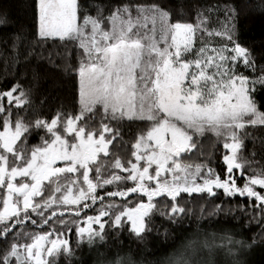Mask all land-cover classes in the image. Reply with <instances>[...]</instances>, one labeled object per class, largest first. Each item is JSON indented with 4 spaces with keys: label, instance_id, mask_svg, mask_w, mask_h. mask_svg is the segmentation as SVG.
<instances>
[{
    "label": "snow or ice",
    "instance_id": "1",
    "mask_svg": "<svg viewBox=\"0 0 264 264\" xmlns=\"http://www.w3.org/2000/svg\"><path fill=\"white\" fill-rule=\"evenodd\" d=\"M38 21L41 38L75 40L83 50L85 59L79 68L81 110L79 115L69 116L63 122L59 115L50 122L37 120L35 126L46 128L52 139L29 149L22 140L29 125L20 118L13 121L11 113L0 103V115L4 117L3 131H0V225L3 226L0 235L6 236L11 231L14 218L15 223L31 219L30 210L43 215L40 209L54 205H75L79 209L84 201L96 202L104 168L103 162L98 163L99 156L109 155V146L115 139L111 135L114 129L107 124H102L99 135L88 128L87 122L79 124L97 106L102 108L105 118L152 122L150 129L134 144L135 162L128 161L129 167L117 158L110 165L129 175H113L102 180L103 185L134 182L131 188L109 192V196L127 198L136 193L148 199V203L140 202L114 213L115 226H121L126 217L132 231L139 236L146 229L145 218L156 208L155 197L166 195L176 200L182 192L215 195L214 187L223 189L229 196L246 195L264 205V194L254 187L264 189V173L250 177L239 187L231 176L222 180L208 169L212 178L197 184L196 178L204 166L183 164L179 159L195 149V134L211 131L231 141L223 144L231 152L223 157L228 173L241 169L243 174L245 165L238 157L242 139L236 130H243L249 124L264 125V112L252 95L254 84L264 85V78L250 81L235 71L236 64L252 67L253 61L248 49L234 41L231 30L208 33L227 38L233 44L231 49L202 46L195 58L182 59L195 46L200 25L170 22V14L158 6L137 7L134 14L130 5H124L105 18L99 10L96 16L87 14L80 0H38ZM209 51L215 55H209ZM226 52L234 54L225 55ZM17 88L0 93V101L7 97L8 103L15 101L21 106L24 93L14 96ZM61 126L73 136L72 141L59 134L57 129ZM58 162H66V166H55ZM91 165H96L95 169ZM153 166L155 170L150 172ZM92 171L96 172V182L90 178ZM76 173L87 188L80 186L74 194L73 185L79 180L65 174ZM166 173H172V178L162 179ZM146 181L155 182V187ZM45 182L51 191H63V195H50L44 203H37L34 198L44 196ZM88 206L83 204L85 208ZM114 207L110 204L98 216H88L87 227L78 229L80 237L87 236L89 242L93 238L103 239L102 218L109 216V209ZM170 211L175 215L183 213L184 208L174 205ZM75 215L80 216L81 212L77 210ZM50 218H45L44 223ZM94 225H99L100 230ZM51 236V232L30 236L31 242L22 246L13 243L0 257V264H13V259L18 264H51L50 258L61 251H71L67 239L52 240Z\"/></svg>",
    "mask_w": 264,
    "mask_h": 264
},
{
    "label": "trees",
    "instance_id": "2",
    "mask_svg": "<svg viewBox=\"0 0 264 264\" xmlns=\"http://www.w3.org/2000/svg\"><path fill=\"white\" fill-rule=\"evenodd\" d=\"M81 4L87 14L96 16L99 10L105 18L124 5H130L134 14L137 7L158 6L167 11V5H192L193 25H200L196 33V48H232L233 44L227 38L208 35L209 32L215 33L225 28L231 30L235 42L240 43L242 38L239 0H92ZM0 21H3L0 23V93L17 86L13 95L24 93L19 107L15 101L8 103L7 97L0 103L11 113L13 121L20 118L29 125L22 140L26 141L27 148H35L45 140L52 139L46 128L35 126L37 120L50 122L59 115L63 122L69 116L79 115V68L85 59L84 53L75 40L39 36L37 0H0ZM201 21L204 23L201 24ZM105 26H109L107 19ZM256 28L260 29V34L264 32L263 25ZM251 60L252 67L239 63L235 65V71L250 81L264 78V56L258 57L251 53ZM254 87L252 95L260 111L264 112V85L255 83ZM3 119V115H0V131H3ZM85 122L98 135L101 134L102 124L114 129L111 135L115 139L109 146V155H100L98 160V163L103 162L104 168L101 186L97 188L102 200L96 207L99 206L101 210L110 204L115 206L109 209L103 239L93 238L89 242L88 237L81 238L73 230L74 216L70 206L64 213L65 209L60 208L59 211L58 205H54L52 208L40 209L43 215L30 210L31 219L25 222L15 223L14 218L11 231L6 236L0 235V257L13 243L22 246L31 242L30 236L51 232L49 239H67L71 248L70 252L61 251L50 258L51 264H264V205L246 195L229 196L220 188H213L215 195L208 192H182L176 200L166 195L154 198L156 208L145 218L146 229L139 236L125 219L121 226H115L114 213L136 206L147 197L136 193L127 198L109 196V192L131 188L134 182L126 180L103 185L102 180L110 179L113 175H129L110 165L117 158L129 167L128 161L135 162L132 155L134 144L140 135L150 129L152 122L105 118L100 107L86 114L79 124ZM57 131L72 141L73 136L64 132L62 126ZM236 131L242 139L238 157L245 165L243 174L241 169H233L232 174L227 171L223 157L231 152L223 144L230 140L218 137L211 131L194 135L196 147L184 154L182 161L204 166L201 175L196 178L197 184H203L205 178H212L208 169L212 170L213 176L219 175L222 180H228L231 176L239 187H243L250 177L264 173V125L249 124L243 130ZM103 134L109 137L108 133ZM91 167L95 169L96 165ZM65 175L71 179L74 177ZM90 178L96 182L95 171L90 173ZM77 179L79 182L75 188L80 186L82 177L78 175ZM145 183L148 184L147 181ZM50 195L60 197L63 191L54 193L48 182H45L44 196L35 197L34 200L42 204ZM174 205L184 208V212L172 215L170 209ZM61 212L63 215H60ZM47 217L51 218L45 224L44 219ZM33 220L36 223H32ZM13 264L18 262L13 259Z\"/></svg>",
    "mask_w": 264,
    "mask_h": 264
},
{
    "label": "rangeland",
    "instance_id": "3",
    "mask_svg": "<svg viewBox=\"0 0 264 264\" xmlns=\"http://www.w3.org/2000/svg\"><path fill=\"white\" fill-rule=\"evenodd\" d=\"M92 0H80V3H87ZM38 3V0H37ZM167 11L170 14L171 22H181V23H191L193 24V6L192 5H167ZM239 16L242 28V38L240 40V45L248 49L250 53L255 56H264V32L260 34V29L257 26H264V0H239ZM39 25V21H38ZM209 49L215 48L220 49L223 47H207ZM199 48L193 47L192 51L182 57V59H193L196 57L197 50ZM231 49V48H228ZM209 55H215V53L209 51ZM234 53L226 52L225 55H230ZM213 69H208L211 72ZM99 107V106H97ZM231 142V141H230ZM229 142V143H230ZM230 151V150H229ZM186 154V153H184ZM182 154L179 158L183 164H189L182 161ZM231 155V154H229ZM143 165V161L140 162ZM192 165V164H191ZM155 170V167L150 169ZM172 173H166L163 178L171 179ZM182 175V173H181ZM150 187H155V182L147 181ZM256 190L264 194V189H260L258 186H254ZM140 196V194H137ZM157 197H155L156 199ZM154 200V199H153ZM143 203H148V199L142 201ZM138 205V204H137ZM126 221L127 218H124ZM131 226V222L128 221Z\"/></svg>",
    "mask_w": 264,
    "mask_h": 264
},
{
    "label": "flooded vegetation",
    "instance_id": "4",
    "mask_svg": "<svg viewBox=\"0 0 264 264\" xmlns=\"http://www.w3.org/2000/svg\"><path fill=\"white\" fill-rule=\"evenodd\" d=\"M100 155H103V154L101 153ZM55 166H57V167L66 166V162H58ZM152 172H154V169L152 170ZM71 175L74 176L72 179H77L79 173L71 174ZM80 186H83L85 189L87 188V185L86 184H83V181L82 180H81ZM76 189L77 188H75V185H73L74 194H75ZM96 195H97L98 199L96 200L95 203H92L91 200L84 201V202H82V205L79 207V209H77V206H75V205H69L70 206V212L74 216V219L72 220L73 230L75 229V231L78 232L79 227H87V224L85 223V221H86V218L88 216H98L99 215V213H100L99 212L100 211L99 210V206L96 207V205L102 200V199H100V196H98L99 195V190H97ZM84 203L88 204L89 206L86 207V208L83 207V204ZM58 207H59V211H60V208H63V209H65L64 213L67 212L68 205H58ZM77 210H79L81 212V215L80 216L75 215V212ZM102 222L104 224H106L108 222L107 216H105V217L102 218ZM82 223H84V226H81ZM93 227L95 229H99V225H94ZM78 234H79V232H78ZM85 237H87V236H85Z\"/></svg>",
    "mask_w": 264,
    "mask_h": 264
},
{
    "label": "water",
    "instance_id": "5",
    "mask_svg": "<svg viewBox=\"0 0 264 264\" xmlns=\"http://www.w3.org/2000/svg\"><path fill=\"white\" fill-rule=\"evenodd\" d=\"M181 194V193H180Z\"/></svg>",
    "mask_w": 264,
    "mask_h": 264
}]
</instances>
